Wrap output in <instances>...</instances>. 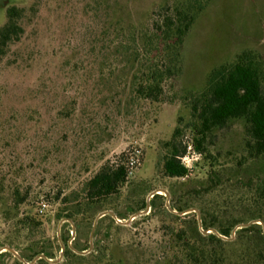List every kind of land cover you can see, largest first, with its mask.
<instances>
[{"label":"rangeland","instance_id":"374dc122","mask_svg":"<svg viewBox=\"0 0 264 264\" xmlns=\"http://www.w3.org/2000/svg\"><path fill=\"white\" fill-rule=\"evenodd\" d=\"M196 1L206 6L186 39L182 73L166 88L168 102L136 99L133 53L140 33L165 8L190 7ZM206 2L0 0V27L8 8L24 10V34L0 59V251L10 247L30 257L29 263L49 251L58 260L62 245L89 248L97 217L112 211L114 222L98 221L93 252L121 264L186 262V239L178 234L189 239L197 228L201 231L193 211L198 210L217 232L237 224L230 237L203 229L232 244L201 242L199 252L223 264H264V241L239 239L237 233L264 215V194L256 193L264 187V156L239 164L246 155L243 121L216 131L208 147L212 158L195 152L199 159L186 178L164 172L166 143L177 128L190 124V99L205 90L211 72L245 52L264 61V0ZM183 140L190 141L188 136ZM128 157L130 167L133 160L139 165L117 195L75 222L58 220V193H73L76 199L104 165ZM161 189L170 193V206L180 215L170 212L162 194L157 208L151 206L125 225ZM17 193L26 199L20 214L32 211L46 218L35 236L16 233L6 220L16 212ZM3 253L0 264H16L14 255Z\"/></svg>","mask_w":264,"mask_h":264},{"label":"trees","instance_id":"16d2710c","mask_svg":"<svg viewBox=\"0 0 264 264\" xmlns=\"http://www.w3.org/2000/svg\"><path fill=\"white\" fill-rule=\"evenodd\" d=\"M204 4L203 1H196L190 7L165 8L158 14L160 19L156 20L150 29L140 33L136 51L133 53L137 67L134 83L136 99L158 104L168 102L166 88L182 73L185 42L198 15L204 10L206 6ZM23 14L24 10L15 6L7 9V21L0 27V59L7 54L11 46L21 40L24 34L21 25ZM190 100L192 118L190 124L177 128L172 141L166 143L169 152L165 157L164 172L167 177L182 179L189 175L190 170L183 164L182 158L188 154L190 147L194 152L205 156L206 160H210L212 155L208 147L212 143L215 132L228 128L234 121L244 122L246 134V155L239 161V164L242 165L264 156V61L260 57L245 52L239 55L233 63L213 70L209 75L205 90ZM185 136H188L189 143L184 142ZM129 160L128 157L118 164L104 165L85 184V188L74 200L73 193L64 197L61 192L58 193L55 198L61 201L62 206L57 215L58 220L67 219L75 222L76 217L87 216L92 208L104 204L117 195L130 176ZM250 185L254 186L253 181ZM256 193L257 195L264 194L263 185L259 186ZM164 199L163 195H155L151 206L157 208ZM25 203V197L17 193L14 203L16 212L12 216H7L6 220L13 222L16 233L26 231L28 235L35 236L44 227L46 218L32 211L20 214V206ZM177 210L183 211L182 209ZM171 216L179 219L178 216ZM103 219L114 222L109 215ZM255 219L264 222V215L257 216ZM236 226L237 224L219 228L218 232L222 236L230 237ZM118 228L123 227L118 226ZM200 228L201 231L197 228L195 234L189 239L183 232L178 234L180 239H186L184 248L188 249L189 258L186 262L176 261L175 264H223L218 259L210 261L206 257L209 252L202 249L199 252L196 246L201 242L226 245L232 243L225 242L224 237H218L216 234L205 235L203 229L208 231L216 228L214 224L208 222L206 217L202 218ZM237 233L239 239L247 237L253 242L259 239L264 241V228L259 224L242 228ZM8 245L12 247L14 243L10 242ZM73 248L83 252L88 251L90 247L83 248L76 243ZM98 252L79 255L67 245L64 252L66 261L63 264H121L114 258L105 257L103 253ZM42 254L49 259H54L49 251H43ZM244 255L242 260L246 263V254ZM1 256L13 257V254L4 252ZM21 256L26 261H31L30 257ZM15 261L16 264H23L17 258ZM37 264L51 263L39 260Z\"/></svg>","mask_w":264,"mask_h":264},{"label":"water","instance_id":"95a60500","mask_svg":"<svg viewBox=\"0 0 264 264\" xmlns=\"http://www.w3.org/2000/svg\"><path fill=\"white\" fill-rule=\"evenodd\" d=\"M162 194H164V196L167 198V203H166V206H167V208H169V210H170V212L171 213H174V214H179L180 215V213H177L176 211H174L172 208H171V206H170V198H171V195H170V193L168 192V191H166V190H163V189H161V190H158V191H156V192H154L153 194H152V197H154L155 195H162ZM150 209H151V203H150V199L148 200V204H147V208H146V210L145 211H142V212H139L137 215H135L132 219H130L129 221H127L126 223H125V225H130L131 224V222H133L137 217H141V216H143V215H146L149 211H150ZM194 212H196L197 214H198V221H199V223H200V226L202 225V218H201V214H200V212L198 211V210H193ZM111 216V217H113V218H116V215L112 212V211H108V212H105V213H101L98 217H97V219H96V221H95V223H94V227H93V230H92V233H91V241H90V248H89V250L88 251H83V252H79V251H77V250H75L73 247H71L77 254H79V255H88V254H90V253H92L93 252V248H94V233H95V230H96V227H97V224H98V221L101 219V218H104V217H106V216ZM120 223H121V221H119ZM254 224H259V225H262L263 226V228H264V222L263 221H254V222H251V223H249V224H246V225H243V226H241L240 227V229H242V228H247V227H250L251 225H254ZM213 231V233H216V234H218V232L216 231V230H212ZM236 232H237V229H236V231L234 232V236H235V234H236ZM204 234L205 235H207V234H209L208 232H205L204 231ZM224 239L225 240H229V239H227V238H225L224 237ZM65 249H66V247L64 246V245H62V250H61V256H60V259H58V260H52V259H49L46 255H44V254H42V255H40V256H38V257H36L32 262H27L17 251H15L14 249H12V248H10V247H6V248H4V249H2L1 251H0V254L2 253V252H9V253H11V254H13L14 255V257L15 258H17L20 262H22L23 264H37V262L39 261V260H46V261H48V262H50L51 264H59L62 260H63V258H64V252H65Z\"/></svg>","mask_w":264,"mask_h":264},{"label":"built area","instance_id":"2783aa9c","mask_svg":"<svg viewBox=\"0 0 264 264\" xmlns=\"http://www.w3.org/2000/svg\"><path fill=\"white\" fill-rule=\"evenodd\" d=\"M198 159H199L198 155L194 152L192 147H190L188 154L182 158V162L189 170H191L192 166L194 165L195 162L198 161ZM131 165H132V167H130V175L133 174V169H134L135 165H139V161L133 160Z\"/></svg>","mask_w":264,"mask_h":264}]
</instances>
